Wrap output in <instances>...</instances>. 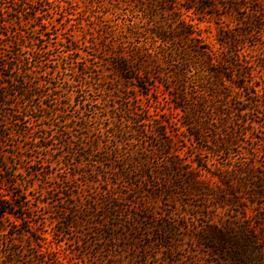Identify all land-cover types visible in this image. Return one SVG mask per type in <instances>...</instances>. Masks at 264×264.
<instances>
[{"label": "rangeland", "instance_id": "1", "mask_svg": "<svg viewBox=\"0 0 264 264\" xmlns=\"http://www.w3.org/2000/svg\"><path fill=\"white\" fill-rule=\"evenodd\" d=\"M30 1L25 3L30 6ZM48 1L54 5L51 7L45 2L42 8L38 6L40 2L33 4L36 9H49L48 13L38 14L39 20H53L49 27L39 28L38 23L29 20L33 12H23L17 5L20 0H0V57L12 56L11 42L15 38L22 41V54L29 62L27 69L35 72L31 77L39 84L36 93L49 95L40 99L45 110L36 113L48 115V119L24 118L21 105H14L12 109L23 118L18 126L14 118L3 117L10 108L0 106V122L7 126L1 133L9 134L0 145V189L12 204L8 213L0 217V264H9V261L13 264H264V196L257 198V207L253 203L257 180L251 177L234 181V196L230 199L233 204L227 202L230 195L225 194L222 186L214 189L215 196L199 195L182 186L175 191L176 198L168 195L146 198L122 189L116 203L119 208L111 210L110 214L106 212L107 207L95 204L101 200L100 188L106 187L88 185L79 175L82 170H75L78 174L74 175L68 163L71 157L63 146L66 139L58 137L53 125L63 126L73 120L68 136L74 139L82 136L90 143L95 134L78 128L85 123L79 117H91L96 111L77 110V98H64L67 89L71 93L84 90L83 83L67 87L64 81L77 77L76 73L84 67H91L95 89L114 87L120 92L115 93V97L125 99L133 97L137 89L111 71L113 61L105 55L109 54L112 44L110 38L104 36L105 28L112 25L105 1H98L99 4L96 0ZM239 1L240 8L231 11L222 0L223 6L217 12L220 16L214 18L211 25L197 21L199 16L185 13L187 20L195 25V31L200 30L205 38L202 45H214L221 52L218 40L223 41V38L217 24L222 31L231 29L232 45L236 47L234 60L242 65L243 73H251L249 85L255 86V90L241 97L240 107L246 112L241 129L235 134L238 145L227 154H215L203 146L198 147L197 141L191 142L189 130L181 126L183 117L171 109L168 92L161 86L152 93L151 99H143V105L138 106L143 112L138 119L144 120L140 127L143 125L148 131V140L142 138L139 142L141 147L151 148L146 141L156 145L157 130L154 121L147 118L149 113L153 120L167 121L173 135V153L186 167L201 159L210 170L215 166L232 169L242 162H247L249 169L255 172L264 169V147L258 141L264 133V67L261 64L264 13L256 14L259 18L256 25L253 10L262 6L254 0ZM67 14L70 15L65 18ZM41 33L49 36H40ZM33 37H37V41ZM31 48H36L37 54L32 55ZM70 48L76 51L69 55L62 53ZM40 49L42 51L38 52ZM39 60H42L40 64ZM179 61L180 57L171 62L172 68L168 67V71L174 70ZM0 74L9 72L3 70ZM99 74L106 75L102 76L104 82H98ZM48 81L57 87V95L51 93L52 86L43 85ZM194 88L192 83L186 84L188 92H195ZM87 94L89 92L81 93ZM91 95L96 98L97 92ZM34 102L32 99L28 104L34 105ZM60 103H65L66 107ZM58 106L61 113L51 115L50 111ZM86 124L99 128L93 119H88ZM28 125L34 126L30 133L25 131ZM107 143L106 139H100L101 147ZM165 158L155 157L153 169L158 170ZM219 200L225 204H220ZM254 237L258 240L256 244L248 241Z\"/></svg>", "mask_w": 264, "mask_h": 264}, {"label": "trees", "instance_id": "2", "mask_svg": "<svg viewBox=\"0 0 264 264\" xmlns=\"http://www.w3.org/2000/svg\"><path fill=\"white\" fill-rule=\"evenodd\" d=\"M25 1L20 0L17 5L23 12L27 10L33 12L29 20L38 23L39 28H47L52 24L53 20L49 18L38 19V14L48 13V8L43 11L33 6L40 2L38 6L43 8L41 4L48 2L52 7L54 5L52 1L31 0V7ZM96 1L97 3L105 1L109 8L107 12L112 16V25L104 30V36L112 41L109 54L108 52L105 54L113 61L111 71L118 74V78L124 83L137 89V93L130 99L128 97L125 99L119 95L115 97V93L120 94V92L114 87L95 89L92 87L94 81L90 71L92 68L84 67L78 73L75 72L77 77L72 76L64 81L67 87H73L74 83H83L84 90L71 93L72 91L67 89L64 98H77V110L96 111L91 117H79V120L85 123L78 125L79 129L87 133L92 131L95 137L90 143H86V138L82 136L77 139L68 136L71 129L70 123L73 120L63 126L60 123L53 125L58 137L66 139L63 146L71 157L68 163L70 162V166L74 169V175L78 174L75 170H82L79 175L85 178L88 185L100 184L106 187L100 188L101 200L99 203L96 201L95 204L101 205L104 209L107 207L106 212L110 214L111 210L119 208L116 203L122 196V189H127L135 195L143 194L146 198H158L165 195L176 198L175 191L182 186L187 187L188 191L203 196H215L214 189L222 186L227 192L225 194L230 195V200L234 196V181L237 178L245 180L251 177V180H257L253 203L258 207L257 198L264 196V169L255 172L249 169L250 165L247 162H242L232 169L222 170L215 166L213 170H210L203 165L201 159L192 161L191 165L186 167L181 158L173 153V135L168 130L167 121L153 120L149 113L147 118L151 122L154 121V127L157 130L156 145L153 141H146L151 144L148 150L139 144L142 138L148 140V131L143 125L140 127L142 120L138 117L143 112L139 111L138 106L143 105V99H151L152 93L163 86L170 97L171 109L179 112L180 117H183L181 126L184 130H189L191 142L197 141L198 147L203 146L215 154H227L232 147L238 145L235 134L241 129L242 117L246 112L245 108L240 107L241 97L243 93L255 90V86L249 85L251 73H243L242 65H238V61L234 60L236 47L232 45L234 36L231 29L222 31L217 24L219 35L223 38V41L218 40L223 49L221 52L220 48L214 45H202L205 38L200 30L195 31V25H192L185 17V13H192L200 17L197 20L200 23L206 22L211 25L213 19L220 16L217 12L223 6L222 0ZM223 1L227 2L228 10L236 11L240 8L239 0ZM254 2L262 6L253 10L254 23L257 25L259 18L256 14L264 13V0H254ZM69 15H65V18ZM43 35L49 36L48 33H41L40 36ZM33 39L37 41L38 38L33 37ZM20 42L23 43L17 38L11 42L13 51L11 57H0V71L9 72L8 75L0 74V106L10 108L4 112L3 117L14 118L17 126L23 118H19L16 114L19 112L12 109L14 105H21L24 118L35 117L37 120L49 118L48 115L43 117L36 114L45 110L40 99L49 95L36 93L39 84L31 77L35 72L27 69L28 58L22 54ZM31 50L33 55L36 48ZM41 51L42 49L38 50V52ZM75 51L70 48L66 51L62 50V53L69 55V52L72 54ZM178 57L180 61L176 68L168 71V67L172 68L170 63ZM41 62L42 60H39V64ZM261 62L263 68L264 60L262 59ZM57 73L60 72L57 71ZM190 74H194L193 78H189ZM102 76L106 77L104 74H99L98 82H104L101 81ZM188 83L193 84L195 92L190 93L186 90ZM51 84V81H48L43 85L52 86L51 93L55 92L54 95H57V87ZM93 90L97 92L96 98L91 95L95 93ZM87 92H89L87 96L81 95ZM32 99L36 101L34 105L28 104ZM262 99L264 101L263 95ZM60 105L66 107L65 103ZM61 111L58 106L52 109L50 114H58ZM88 119L97 121L99 128L89 127L86 124ZM28 126L25 127V131L30 133L34 126ZM6 129L4 122H0V145L1 140L9 135H2L1 131ZM262 135L258 137V141L264 147V133ZM100 139H106L107 145L101 147ZM158 156L166 158L161 160L162 165L157 170L153 169L152 160ZM262 166L264 168V165ZM13 184V182L9 183L12 186ZM1 190L0 217L2 218L8 213L7 210L12 204L5 199ZM229 200L227 201L230 202L229 204L234 203L233 200ZM219 203L225 204L220 200ZM248 241L252 244L258 242L255 237ZM9 264H13L12 261H9Z\"/></svg>", "mask_w": 264, "mask_h": 264}]
</instances>
